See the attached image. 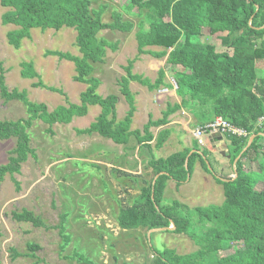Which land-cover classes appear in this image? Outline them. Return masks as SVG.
Wrapping results in <instances>:
<instances>
[{"label":"trees","instance_id":"trees-1","mask_svg":"<svg viewBox=\"0 0 264 264\" xmlns=\"http://www.w3.org/2000/svg\"><path fill=\"white\" fill-rule=\"evenodd\" d=\"M91 2L0 0V5L8 8L1 17L2 24L17 26L16 30L6 34L8 43L14 48L30 37L32 29H75V45L80 57L58 51L47 52V55L72 62L76 71L74 80L89 83L80 95V105L58 106L49 112L44 104L29 101L25 91L8 90L0 61V98L4 102H22L28 115L15 121L0 120V140L15 138V147L8 162L0 166V183L6 174L18 173L29 156H35L29 146L28 130L32 121L37 119L48 126L68 124L73 117L85 116L88 105H98L101 112L96 121L85 129L77 130L78 134L96 133L115 144H126L132 136L138 148L151 151L160 149L170 129L159 130L153 135L150 127L167 124V117L175 111L182 109L190 113L194 125L198 126L220 116L248 133L245 137L224 136L230 143L228 154L235 176L214 177L222 186V205L186 210L178 202L166 206L161 204L164 182L169 178L178 186L190 174L193 160L198 159L202 168L211 173L207 167V163L212 166L209 152L200 149L193 140L190 148L166 158L151 156L148 165L154 176L148 186L142 188L138 201L119 211L118 222L125 230L173 226L172 233L188 236L197 246L196 251L185 255L151 248L153 255L149 264H264V151L261 150V141L264 140V0H132L129 6H122L123 11L138 19L135 32L138 53L150 54L155 59L166 57L165 67L175 80V94L180 98L178 104L174 103L162 112L160 119L151 120L149 117L142 131L129 130L135 109L133 94L128 89L129 81L139 82L149 90L160 86L171 89L172 85L165 83V69H159L156 80L151 83L133 74L129 62L126 76L120 80V92L129 105V111L122 120H116L117 97L98 95L95 92L98 80L92 76L93 64L102 63L105 49L114 50L116 44L99 38L98 33L106 29L130 32L133 22L123 19L117 11L111 13L110 22H102L101 16L108 6L100 4L94 8ZM134 5L138 7L135 13L129 10ZM202 29L207 30L205 36ZM146 47L160 50H145ZM257 62L262 64L261 69L256 68ZM22 66V77H37L30 63ZM34 87L44 86L39 81ZM251 135L255 137L243 151ZM192 149L201 153L193 151L185 168L184 160ZM250 152L254 153L257 165L253 176L242 164ZM11 218L17 222H28L33 227H49L27 210L12 212ZM60 218L63 222L65 215ZM62 222L57 228L64 240L61 245L64 249L69 235L65 233ZM27 248L34 251L38 246L28 244ZM71 259L82 264H98L75 252Z\"/></svg>","mask_w":264,"mask_h":264},{"label":"rangeland","instance_id":"rangeland-1","mask_svg":"<svg viewBox=\"0 0 264 264\" xmlns=\"http://www.w3.org/2000/svg\"><path fill=\"white\" fill-rule=\"evenodd\" d=\"M131 1L92 0L91 7L108 6L101 16L102 22H110L113 11L133 22L130 32L106 29L98 33L99 38L116 45L114 50L105 49L102 63L93 64L92 76L98 80L95 89L98 95L117 97L115 115L118 121L129 111L120 92V80L126 76L129 62L133 74L151 83L156 80L159 69L166 70L165 83L172 85L171 89L160 86L149 90L139 82L129 81L128 89L133 94L135 107L129 130L142 131L149 117L160 119L162 112L174 103L178 104L180 98L175 94V80L166 69V57L155 59L150 54L138 53L135 39L138 19L122 8L129 6ZM137 9L134 5L129 10L135 13ZM6 11L8 8L0 5V61L8 90L25 91L29 101L44 104L49 112L58 106L80 105V95L89 83L74 80L76 71L72 62L47 55V52L58 51L80 57L75 45V29H32L30 37L14 48L8 43L6 34L16 30L17 26L2 24L1 17ZM202 34L205 36L207 30L202 29ZM145 50L160 48L146 47ZM23 63H30L37 77H22ZM256 68L261 69L262 64L257 62ZM39 81L44 87H34ZM87 107L85 116L73 117L68 124L48 126L38 119L32 121L28 130L29 146L35 156H29L18 173L6 174L0 183V264H82L71 259L74 252L98 264H149L153 255L151 248L168 249L178 255L196 251L197 246L184 234L159 230L148 237L146 228L125 230L118 222L119 211L138 201L142 188L147 187L154 176L148 165L151 156L166 158L192 146L194 139L183 125L190 120L189 127L196 128L198 125H194L193 116L180 109L167 117V124L150 127L153 135L162 129H170V134L160 149L148 151L138 148L132 136L126 144H115L96 133L78 134L77 130L89 127L101 112L98 105ZM27 116L22 102H4L0 98L1 121H15ZM216 137L219 136L206 139L204 147L199 146L209 152L212 172L207 173L198 159L193 160L190 174L178 186L169 178L164 182L163 206L178 202L186 210H192L222 205V186L214 177L230 176L234 168L228 154L230 143L222 136ZM261 146L264 151V140ZM14 147L15 138L0 140V166L8 162ZM253 155L250 152L242 160L244 169L251 176L257 171ZM22 210L32 212L49 227H33L28 222L11 218L12 212ZM62 214L65 215L63 222ZM61 222L69 235L64 249H61L64 240L57 228ZM28 244H34L38 249L30 251Z\"/></svg>","mask_w":264,"mask_h":264},{"label":"built area","instance_id":"built-area-1","mask_svg":"<svg viewBox=\"0 0 264 264\" xmlns=\"http://www.w3.org/2000/svg\"><path fill=\"white\" fill-rule=\"evenodd\" d=\"M187 132L191 134L193 139L197 142L198 146L204 147L206 139L214 136H232V137H245L248 136V133L237 126L230 124L224 118L218 116L215 117L213 121L205 124L204 126L193 127L187 126ZM231 177H234L235 174H231Z\"/></svg>","mask_w":264,"mask_h":264},{"label":"water","instance_id":"water-1","mask_svg":"<svg viewBox=\"0 0 264 264\" xmlns=\"http://www.w3.org/2000/svg\"><path fill=\"white\" fill-rule=\"evenodd\" d=\"M254 137H255V135H251L250 137H249V139H248V142H247V145H246V147L243 149V151L250 145V143L253 141V139H254ZM194 150H192L191 152H189V154H188V156H186V158H185V160H184V167L186 168V165H187V161H188V157H189V155L193 152ZM221 155H224V153L223 152H221ZM238 160V157L234 160V163L236 162ZM207 167H208V169L212 172V170H211V167L208 165V163H207ZM157 176L158 175H156L155 177H154V179H153V181H152V185L154 184V182H155V179L157 178ZM223 180V179H222ZM152 198H153V188H152ZM173 229V226L172 227H166V228H158V229H151V230H149L148 231V237H149V235H150V233L151 232H154V231H159V230H172Z\"/></svg>","mask_w":264,"mask_h":264},{"label":"crops","instance_id":"crops-1","mask_svg":"<svg viewBox=\"0 0 264 264\" xmlns=\"http://www.w3.org/2000/svg\"><path fill=\"white\" fill-rule=\"evenodd\" d=\"M189 125H190V120H188V122L185 123V124L183 125L184 127H186V128H185L186 131H187V128H188L187 126H189ZM190 127H191V126H190ZM216 138H219V137H216ZM220 139H221V138H220ZM208 140H210V139H208Z\"/></svg>","mask_w":264,"mask_h":264}]
</instances>
